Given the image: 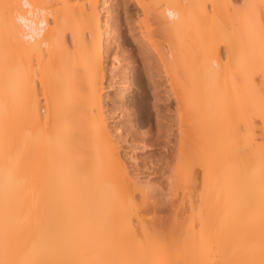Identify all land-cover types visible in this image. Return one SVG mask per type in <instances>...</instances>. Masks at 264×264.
Segmentation results:
<instances>
[{
	"label": "bare ground",
	"instance_id": "obj_1",
	"mask_svg": "<svg viewBox=\"0 0 264 264\" xmlns=\"http://www.w3.org/2000/svg\"><path fill=\"white\" fill-rule=\"evenodd\" d=\"M137 62L175 102L170 244L123 153L162 137L118 110ZM0 264H264V0H0Z\"/></svg>",
	"mask_w": 264,
	"mask_h": 264
},
{
	"label": "rangeland",
	"instance_id": "obj_2",
	"mask_svg": "<svg viewBox=\"0 0 264 264\" xmlns=\"http://www.w3.org/2000/svg\"><path fill=\"white\" fill-rule=\"evenodd\" d=\"M131 11L134 14L136 8L134 7L131 8ZM122 21H124V15L122 16ZM122 31L125 34V36L128 38L129 41L128 48H131L132 49L131 52L136 54L137 53V51L135 50L136 44L131 39L127 27L124 23L122 24ZM115 51H116V47L113 49L111 53L110 60L108 61L109 65L112 64V55L115 53ZM122 64L125 65V63ZM142 69H143L142 65L139 62H137L135 66V70H133L129 74L130 75L129 80H131L133 84H131L132 86L130 87V89L128 88L127 90L126 93L127 95L125 97L126 103L122 106L118 105L119 106L118 110L123 111L125 110L124 106H126L125 108H127L126 109L127 114H130L131 111H132L131 114L136 113L134 114L136 116V120L139 121L142 120L141 122L144 125V128L143 127L141 128V131L143 132L148 130L149 128L151 131H153V133L156 134L160 126L159 124H161L162 128L158 133L162 135V137L160 138L159 141L151 142L152 145L149 144L150 146H146L147 148H143L144 150L142 148L136 150L135 153L133 152L134 150L131 146H129V144L128 145L124 144L123 153L127 151L126 153L128 156H126V158L129 166L131 167L130 169L132 170V172L136 173L138 177L140 176L139 178L141 180L143 179L142 182L149 181L150 186L153 184L154 188L151 186L149 189L150 192L149 190L148 192L151 196H154V199L156 201L153 202L151 201L148 204L149 207L147 206L148 207L147 209H149V212L144 215V218L146 220V224L148 225V227L154 230L158 238L160 237V239H162L159 240L166 244H170L174 239L173 233L175 232L174 227L176 222L183 221V219H185V217H187L189 214V212L186 211L187 209L183 207L180 213L176 215V213H173V211L171 210V209L174 210V208H172V205H170L171 203L170 202H169L170 204L168 203V200L171 198V195L173 193L177 195V193L175 192L179 190L176 189V186H173L175 187V189L173 187H172L173 189L171 188L172 181L170 180L171 178L170 176H172L170 167H172L171 165L174 164V156L176 154L175 151L177 147L176 142L178 141V139H176L177 137L176 124L174 122L175 102L172 101L173 100L172 97L169 96L170 93L167 90L169 85H167L168 83L167 80H165L166 78L164 77V75L163 74L161 75V72L156 71V73H153L155 74L153 75L154 77H152L153 80H149V77L148 76L146 77L147 74H145ZM118 72L119 73L121 72L120 77H122L123 72L121 70L120 71L118 70ZM137 79L140 82L137 81ZM119 84L120 83H117L112 90L108 91L109 108L113 106L110 105L112 100L113 101L118 100V96L116 95L118 94L117 89L121 87V85ZM155 104L157 105L155 106ZM128 108L131 109L129 110ZM117 117L115 120L111 121V125L120 122L121 124H124V126H126L127 122L130 119L128 118V116L127 117L124 116L121 118L120 117L117 118ZM132 152L135 158L138 157L137 159L138 161L136 160L137 162L134 161L133 158L131 157ZM151 188H153V190H151ZM170 189L174 190L175 192L173 191V193H171ZM181 193L182 192L178 191V197L179 195L181 196ZM175 215L178 218L175 217ZM174 217L177 218L179 221L176 220L174 222L175 220Z\"/></svg>",
	"mask_w": 264,
	"mask_h": 264
}]
</instances>
